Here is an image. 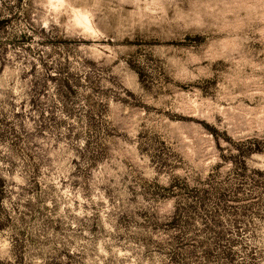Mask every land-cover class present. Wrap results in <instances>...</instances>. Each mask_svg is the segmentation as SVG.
Returning <instances> with one entry per match:
<instances>
[{
  "label": "rangeland",
  "instance_id": "rangeland-1",
  "mask_svg": "<svg viewBox=\"0 0 264 264\" xmlns=\"http://www.w3.org/2000/svg\"><path fill=\"white\" fill-rule=\"evenodd\" d=\"M0 264H264V0H0Z\"/></svg>",
  "mask_w": 264,
  "mask_h": 264
}]
</instances>
